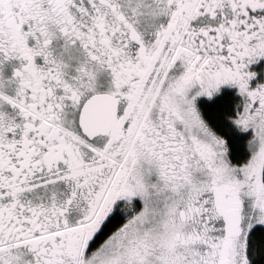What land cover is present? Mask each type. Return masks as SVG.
<instances>
[{"label": "snow or ice", "instance_id": "6c2138e0", "mask_svg": "<svg viewBox=\"0 0 264 264\" xmlns=\"http://www.w3.org/2000/svg\"><path fill=\"white\" fill-rule=\"evenodd\" d=\"M0 264H264V0H0Z\"/></svg>", "mask_w": 264, "mask_h": 264}]
</instances>
